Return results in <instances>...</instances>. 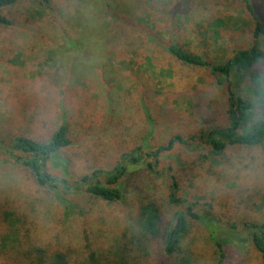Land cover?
Wrapping results in <instances>:
<instances>
[{
	"label": "rangeland",
	"instance_id": "rangeland-1",
	"mask_svg": "<svg viewBox=\"0 0 264 264\" xmlns=\"http://www.w3.org/2000/svg\"><path fill=\"white\" fill-rule=\"evenodd\" d=\"M250 2L264 24V0ZM2 13L11 20L0 25V201L7 209L39 217L42 228L58 226L70 245L105 241L100 263L217 264L213 234L227 249L226 264H260L244 222L264 221V163L257 164L264 141L215 154L191 138L225 124L226 89L165 49L175 41L213 62L253 44L264 50L243 0H18ZM62 122L71 144L45 170L74 181L121 162L128 166L118 181L121 199L71 189L77 204L61 215L55 192L17 162L25 154L11 152L15 136L44 140ZM177 134L186 142L161 152L149 171V152ZM57 192L66 194L61 186ZM150 203L159 212L155 236L141 217ZM178 211L187 214V231L165 255L162 238ZM11 217L0 226L1 248L14 242Z\"/></svg>",
	"mask_w": 264,
	"mask_h": 264
},
{
	"label": "trees",
	"instance_id": "trees-1",
	"mask_svg": "<svg viewBox=\"0 0 264 264\" xmlns=\"http://www.w3.org/2000/svg\"><path fill=\"white\" fill-rule=\"evenodd\" d=\"M17 1L0 0V25L11 24V20L2 13V10ZM39 1L44 4L49 2V0ZM243 1L255 20L254 36L264 35V24L255 12L250 0ZM165 49L183 64L205 68L212 75L216 86L226 89L225 124L202 130L199 135H193L191 138L199 137L203 139L215 154L223 152L228 146H255L264 141V127L253 130L251 122L248 121L245 114L248 107L249 93L252 91L246 69L256 60L264 59L262 48L257 44H253L248 48H239L219 62H213L203 54L191 52L175 41L169 43ZM182 95L184 94L182 93ZM184 142L186 140L177 134L169 138L165 144L149 152L154 159V163L148 162L147 169L153 171L161 152L170 150L176 143ZM69 144H71V140L68 136V127L65 122H62L44 140L17 135L12 139L9 148L11 152L16 150L25 154V157H17V162L23 164L31 172L38 186L55 192L57 207L61 215H67L71 208L77 204L78 197L69 191L71 189H82L90 195L106 201L121 199L123 192L118 181L128 174V166L121 162L117 163L112 170L97 169L91 174H84L74 181L52 175L45 170L46 160ZM122 157H127L134 162L139 160V157L135 155L124 154ZM101 174L106 176L105 182L98 178ZM59 186L62 187L67 196L66 194L64 196L58 194ZM175 199V197L172 198L173 201ZM14 212L16 221L13 225L16 229V235L14 242L12 241L9 246L0 247L2 249L0 250V264H106L100 263L96 256L97 254H105L102 247V249H99L105 241L94 236L80 245H70L61 237L60 232L57 230L58 226L55 228H42L39 217L31 216L29 213ZM14 212L7 209L0 201V226L7 224ZM189 214L194 218L199 217L195 212H189ZM186 215L184 211L176 212L172 225L162 238L161 249L163 254L171 255L180 248L182 238L188 227ZM141 217L144 231L155 236L159 230V212L156 205L153 203L143 205ZM244 226L249 233L251 252L254 253L253 257L260 264H264V221L261 223L244 222ZM210 236L217 253V264H226L228 260L226 247L216 235L210 234Z\"/></svg>",
	"mask_w": 264,
	"mask_h": 264
},
{
	"label": "clouds",
	"instance_id": "clouds-1",
	"mask_svg": "<svg viewBox=\"0 0 264 264\" xmlns=\"http://www.w3.org/2000/svg\"><path fill=\"white\" fill-rule=\"evenodd\" d=\"M252 91L249 93L248 107L245 110L252 129L264 127V59L256 60L246 69ZM264 160L257 159V164Z\"/></svg>",
	"mask_w": 264,
	"mask_h": 264
}]
</instances>
